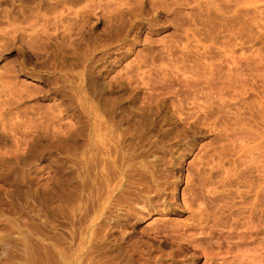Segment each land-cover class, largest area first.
Returning <instances> with one entry per match:
<instances>
[{
    "label": "rangeland",
    "instance_id": "obj_1",
    "mask_svg": "<svg viewBox=\"0 0 264 264\" xmlns=\"http://www.w3.org/2000/svg\"><path fill=\"white\" fill-rule=\"evenodd\" d=\"M62 263L264 264V0H0V264Z\"/></svg>",
    "mask_w": 264,
    "mask_h": 264
},
{
    "label": "bare ground",
    "instance_id": "obj_2",
    "mask_svg": "<svg viewBox=\"0 0 264 264\" xmlns=\"http://www.w3.org/2000/svg\"><path fill=\"white\" fill-rule=\"evenodd\" d=\"M138 157V156H137ZM100 158V157H99ZM107 161V160H106ZM155 164V163H154ZM117 177V176H116ZM57 179V178H56ZM112 179V178H111ZM89 180V179H88ZM111 184V183H110ZM57 187V186H56ZM71 191V190H70ZM165 203L167 202L166 200L164 201ZM59 206V205H58ZM166 210V207L163 209ZM220 224V223H219ZM175 229V228H174ZM81 230V229H80ZM171 232V231H170ZM206 234V233H205ZM106 241V240H105ZM66 251V250H65ZM66 255V254H65ZM117 262V261H116ZM63 264V263H62Z\"/></svg>",
    "mask_w": 264,
    "mask_h": 264
}]
</instances>
